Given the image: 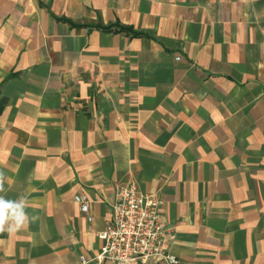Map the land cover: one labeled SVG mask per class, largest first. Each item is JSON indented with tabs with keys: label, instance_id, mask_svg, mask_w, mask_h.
Wrapping results in <instances>:
<instances>
[{
	"label": "crops",
	"instance_id": "obj_1",
	"mask_svg": "<svg viewBox=\"0 0 264 264\" xmlns=\"http://www.w3.org/2000/svg\"><path fill=\"white\" fill-rule=\"evenodd\" d=\"M0 176V264L89 260L132 183L177 264H264V0H0Z\"/></svg>",
	"mask_w": 264,
	"mask_h": 264
},
{
	"label": "built area",
	"instance_id": "obj_2",
	"mask_svg": "<svg viewBox=\"0 0 264 264\" xmlns=\"http://www.w3.org/2000/svg\"><path fill=\"white\" fill-rule=\"evenodd\" d=\"M74 201L91 221L88 197L75 195ZM162 207L163 200L141 192L133 183L119 187L110 221L97 234L101 241L99 251L89 260L80 258L79 263L177 264L167 250L175 233Z\"/></svg>",
	"mask_w": 264,
	"mask_h": 264
},
{
	"label": "clouds",
	"instance_id": "obj_3",
	"mask_svg": "<svg viewBox=\"0 0 264 264\" xmlns=\"http://www.w3.org/2000/svg\"><path fill=\"white\" fill-rule=\"evenodd\" d=\"M3 183L2 176H0V192H2ZM25 200L21 197L17 201L6 200L0 196V232L7 230L9 233H14L29 223V217L24 211ZM32 220L36 217H32Z\"/></svg>",
	"mask_w": 264,
	"mask_h": 264
}]
</instances>
